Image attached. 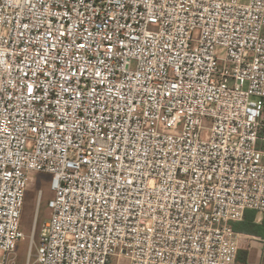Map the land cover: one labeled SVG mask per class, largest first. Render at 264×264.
<instances>
[{"label":"built area","instance_id":"obj_1","mask_svg":"<svg viewBox=\"0 0 264 264\" xmlns=\"http://www.w3.org/2000/svg\"><path fill=\"white\" fill-rule=\"evenodd\" d=\"M35 172L31 264H237L264 213V0H0V264Z\"/></svg>","mask_w":264,"mask_h":264},{"label":"rangeland","instance_id":"obj_2","mask_svg":"<svg viewBox=\"0 0 264 264\" xmlns=\"http://www.w3.org/2000/svg\"><path fill=\"white\" fill-rule=\"evenodd\" d=\"M31 175L22 214V230L25 237L18 241L8 264L35 262L41 232L51 216L48 201L54 196L51 190L52 175L45 172H35ZM32 244L33 249H30ZM113 261L116 262V258H113ZM122 264H127V261H122Z\"/></svg>","mask_w":264,"mask_h":264},{"label":"crops","instance_id":"obj_3","mask_svg":"<svg viewBox=\"0 0 264 264\" xmlns=\"http://www.w3.org/2000/svg\"><path fill=\"white\" fill-rule=\"evenodd\" d=\"M248 212V213H247ZM247 220H243L240 223L235 224L237 231H239L243 237L240 243L241 252H245L247 255V263L245 264H264V236L256 233L246 232V226L251 227L254 232L264 233V213L249 210L247 211ZM245 219V218H244ZM258 226H263L258 229ZM237 264H244L237 262Z\"/></svg>","mask_w":264,"mask_h":264},{"label":"trees","instance_id":"obj_4","mask_svg":"<svg viewBox=\"0 0 264 264\" xmlns=\"http://www.w3.org/2000/svg\"><path fill=\"white\" fill-rule=\"evenodd\" d=\"M247 213L245 214V219L244 220H247V218H248L246 216ZM263 224H264V219H263ZM260 227H263V226H258L257 228L260 229ZM235 228L237 229V227H235ZM246 232H248V233H256V234H260V235L264 236V233L254 232L251 227H247V226H246ZM245 258H247L246 253L245 252H241V250H239V254H238V257H237V262H241L242 261V263L245 264V263H247V260Z\"/></svg>","mask_w":264,"mask_h":264}]
</instances>
